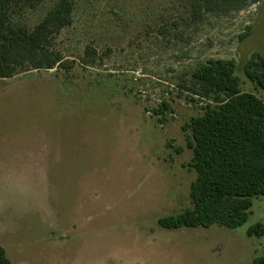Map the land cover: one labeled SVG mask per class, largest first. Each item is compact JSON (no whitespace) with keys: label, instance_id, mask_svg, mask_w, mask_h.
I'll return each instance as SVG.
<instances>
[{"label":"rangeland","instance_id":"1","mask_svg":"<svg viewBox=\"0 0 264 264\" xmlns=\"http://www.w3.org/2000/svg\"><path fill=\"white\" fill-rule=\"evenodd\" d=\"M57 0L17 14L32 29ZM52 46L62 69L0 79V247L11 264H252L264 236V196L236 229H163L190 209L196 174L185 124L203 113L181 86L209 59L244 75L264 58V0L227 16L188 19L182 0H73ZM86 47L95 61L80 60ZM165 121L153 109L162 104Z\"/></svg>","mask_w":264,"mask_h":264},{"label":"trees","instance_id":"2","mask_svg":"<svg viewBox=\"0 0 264 264\" xmlns=\"http://www.w3.org/2000/svg\"><path fill=\"white\" fill-rule=\"evenodd\" d=\"M45 0H0V79H12L23 70L62 69L68 73L76 62L67 60L52 46L61 30L72 23L73 0H57L32 28L13 18L35 9ZM261 0H182L188 19L202 22L207 15L227 16L258 4ZM95 51L86 47L80 62L90 66ZM245 77L264 91V58L251 57L243 67ZM190 101L205 103L203 113L185 124L189 162L195 174L190 185L191 208L159 218L163 229H236L251 215L253 200L264 196V102L241 90L233 60L209 59L181 86ZM167 104L152 110L165 121ZM247 236H264V224L247 230ZM0 264H11L0 247ZM252 264H264V253Z\"/></svg>","mask_w":264,"mask_h":264}]
</instances>
